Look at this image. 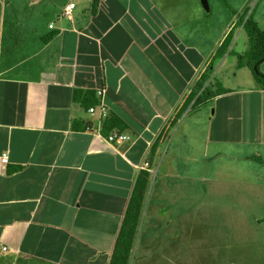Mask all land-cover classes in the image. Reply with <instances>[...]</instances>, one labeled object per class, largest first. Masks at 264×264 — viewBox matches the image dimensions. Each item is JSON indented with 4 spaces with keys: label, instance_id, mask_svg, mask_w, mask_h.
<instances>
[{
    "label": "crops",
    "instance_id": "1",
    "mask_svg": "<svg viewBox=\"0 0 264 264\" xmlns=\"http://www.w3.org/2000/svg\"><path fill=\"white\" fill-rule=\"evenodd\" d=\"M7 1L0 0V264H109L145 162L155 174L148 172L142 217L162 237H137L134 261L146 249L177 243L186 220L181 209L187 197H201V183L204 196L224 195L227 181L235 186L239 177L229 178L225 164L210 163L224 149L231 157L245 150V190L262 192L264 171L255 158H264V87L247 66L238 67L245 52L236 50L249 41L238 27L245 12L221 33L214 21L216 34L202 38L196 24H185L199 22L195 17L213 22L224 8H209L204 17L200 0H15L9 14ZM243 1L245 7L249 0H225L228 7ZM69 3L76 9L62 17ZM25 7L35 9L40 24L47 17V25L20 23ZM14 17L18 28L8 30ZM256 18L264 24L263 13ZM256 65L264 74V60ZM99 89L108 119H121L122 132L133 138L126 146L97 133L99 119L86 102L93 94L101 102ZM229 98L241 104H225ZM231 108L243 110L236 131ZM171 207H179L177 219L168 218ZM254 223L264 228V218ZM147 258L165 264L159 253Z\"/></svg>",
    "mask_w": 264,
    "mask_h": 264
},
{
    "label": "rangeland",
    "instance_id": "2",
    "mask_svg": "<svg viewBox=\"0 0 264 264\" xmlns=\"http://www.w3.org/2000/svg\"><path fill=\"white\" fill-rule=\"evenodd\" d=\"M14 2L15 0L7 1V10L9 14L16 9ZM248 2L249 3H247L245 7H242L244 1L241 5H229L228 7L225 0H209L210 9L216 10L219 6V8H224L225 11L221 10L219 12L222 17L220 22L222 23L224 18H226V14L227 21L224 20L223 23L220 24L217 21L219 19V13L214 14L213 20H211L213 22H210L207 19H202V21H200L198 17H195L199 22H189L185 24V29L188 30V28H192L196 24V31L194 32L195 37L201 35L202 38H206L205 36H207L209 32L210 36L216 34V31H210L211 23H214V21L217 22L216 26H219V33H221L223 32L225 25L228 24L235 14L237 15V22L242 18L244 12H247L246 18L253 14L254 19L257 20L256 17L258 16V12L264 14V1L249 0ZM12 3L13 6H11ZM221 3L223 7H221ZM33 10L35 9L25 7L24 13L23 10L21 11L22 17L20 23L27 20L40 24L35 18ZM201 14L204 17H208L207 15H209V12L205 13L202 11ZM216 17L217 20H215ZM14 18L8 19V21L6 20L8 30L18 28L16 17ZM188 18L190 17L188 16ZM48 21L49 19L46 17L40 25H47ZM231 24L232 23L230 22L229 25ZM3 27L6 28L5 23H3ZM259 27L263 29V22ZM191 30L192 29H189L190 32H192ZM10 35L11 33H7L6 39H8V36ZM236 50L246 53L249 50V44L245 43L244 47L243 44L240 43V46H237ZM229 61H232V57H230ZM217 83L221 89L223 86H220V82L217 81ZM240 100L241 99L231 100V98H229L225 104L235 102V104L240 105ZM242 111L243 110H236L233 108L230 109L231 129L233 131H236L235 127L238 125L237 122H234ZM230 151H232V149ZM230 151L224 149L221 155L216 159H211L210 163L212 165L214 163L218 164L219 167L225 164L224 167L230 169L229 171H226L229 178L232 179L236 178V176L239 177L235 182V186L233 183L227 181L225 182L227 190L225 189L223 192L224 195L210 194L204 196L205 188L202 187L201 183V197L193 196L197 201L191 197H187V205L181 209L182 212L186 213L184 214L186 220L181 221L182 227L177 231V243L170 245L166 250L164 247L162 249L159 246L152 247L150 250L146 249L145 252L147 254H145L143 259L134 261L135 257L133 256V264H156L158 260L150 262L147 257L149 256V259L152 260L154 259L155 254L158 253L163 256L165 264H264L262 258L257 255V253H259L257 251H263L261 253H264V228L263 226L254 223L256 218H264V198L261 197L257 203H252V200L250 199L252 193L264 196V189H261L262 192H250L249 190H245L243 180H245V175L249 174V171L245 167V165H247L245 150L242 149V151H237L236 157H231L229 154ZM255 160L259 164L258 169L264 171V158L258 157L255 158ZM208 184L210 183L203 184V186L207 187ZM156 196L157 194L154 193L152 204L156 203ZM199 202L203 203V208L199 207ZM168 212V218L175 217V219H177L181 215L179 207H177V209L171 207ZM143 217L145 218V216ZM143 217L141 219V228L137 239L142 241L145 239L147 240L151 234H153V237L155 238L162 237V235L159 234L161 228L153 233L149 221L145 222ZM171 228L175 231L177 230V227L175 228L172 226ZM252 231L254 233H252ZM145 246L144 242L140 243V252ZM144 259H146V261Z\"/></svg>",
    "mask_w": 264,
    "mask_h": 264
},
{
    "label": "trees",
    "instance_id": "3",
    "mask_svg": "<svg viewBox=\"0 0 264 264\" xmlns=\"http://www.w3.org/2000/svg\"><path fill=\"white\" fill-rule=\"evenodd\" d=\"M247 12H245V17L241 19L238 27L242 26L246 35L248 36L249 50L244 53L237 55L238 56V67L243 68L247 66L253 73L256 81L264 87V74L260 71L259 67L257 71L254 70V67L261 60H264V30L258 26L251 14L246 18ZM1 18V12H0ZM235 31L232 30L228 37L225 39L223 44L220 47L221 54L224 55L228 48L231 46L234 39ZM56 32L49 35L47 40L52 39L56 36ZM235 52L232 51L231 54ZM223 92L228 93L226 89ZM219 94V93H218ZM214 96L217 93H213ZM199 100V99H198ZM100 104L99 100L96 98V94L86 102L87 108H95ZM94 106V107H92ZM121 119L114 116L111 119H106L103 124L102 135L104 137H109L113 133H123ZM90 126V125H89ZM89 126L84 127L83 130H89ZM93 128V127H92ZM114 147H120L116 143L113 144ZM150 165V162H148ZM139 179L137 180L134 192L129 201L127 211L125 213L122 227L120 229L116 245L111 255L109 264H130L132 259L134 243L139 233V228L141 225L142 214L145 206V200L147 197V191L150 185V175L147 171L143 170L140 173Z\"/></svg>",
    "mask_w": 264,
    "mask_h": 264
},
{
    "label": "built area",
    "instance_id": "4",
    "mask_svg": "<svg viewBox=\"0 0 264 264\" xmlns=\"http://www.w3.org/2000/svg\"><path fill=\"white\" fill-rule=\"evenodd\" d=\"M76 6L77 5L75 3L67 4L63 8L62 17L71 16L73 11L76 9ZM53 28H54V24H51L50 25V29H53ZM97 96L101 100V102H100V104L97 105V107L90 108L89 109V114L91 116H93V117L97 116L98 119H99L98 123H100V129L97 131L98 135L103 137L111 145L116 143L120 147L126 146L128 143L132 142V140H133V138L131 136L127 135V134H124V133H121V134L120 133H113L112 135H110L107 138L102 135L103 124H104V121L108 118V112H107V107L105 106V104L103 102L104 91L102 89L97 90ZM90 131H93V129L91 128ZM8 160H9L8 156L7 155H3L1 161L4 164H7ZM140 170H145L147 172H151V173L155 174L154 171H152L150 169V165L148 164V162H145L144 165H142L140 167ZM3 251L6 252L7 249L3 248Z\"/></svg>",
    "mask_w": 264,
    "mask_h": 264
},
{
    "label": "water",
    "instance_id": "5",
    "mask_svg": "<svg viewBox=\"0 0 264 264\" xmlns=\"http://www.w3.org/2000/svg\"><path fill=\"white\" fill-rule=\"evenodd\" d=\"M201 1V5L202 7L208 12L210 9H209V2L208 0H200ZM258 67L257 65H255L254 67V70L257 71Z\"/></svg>",
    "mask_w": 264,
    "mask_h": 264
}]
</instances>
